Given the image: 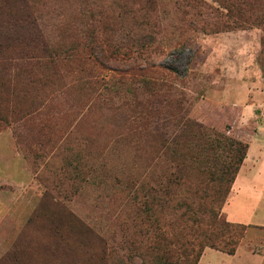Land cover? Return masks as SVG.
<instances>
[{
  "label": "rangeland",
  "instance_id": "obj_1",
  "mask_svg": "<svg viewBox=\"0 0 264 264\" xmlns=\"http://www.w3.org/2000/svg\"><path fill=\"white\" fill-rule=\"evenodd\" d=\"M29 6L0 1V264H144L139 231L176 228L135 189L185 119L248 146L221 209L237 253L197 264H264V0Z\"/></svg>",
  "mask_w": 264,
  "mask_h": 264
},
{
  "label": "trees",
  "instance_id": "obj_2",
  "mask_svg": "<svg viewBox=\"0 0 264 264\" xmlns=\"http://www.w3.org/2000/svg\"><path fill=\"white\" fill-rule=\"evenodd\" d=\"M15 1L21 3V8L30 11L31 0ZM7 16L15 22L13 27L26 22L14 19L10 14ZM25 16L32 18L29 13ZM9 19L3 20V23L9 25ZM27 25L37 30L33 21ZM0 27L8 29L7 26ZM9 34L0 35V50L4 48L5 40H14ZM44 49L46 51L48 47ZM180 126V134L170 140L171 144L180 145H170L162 152L170 164L160 168V175L151 185L143 181L135 189L134 200L141 218L142 215L150 217L146 215V212L152 211L149 205L155 208L169 205L170 225L174 224L176 228H170L166 234L158 218L154 217L150 224V238L147 232L139 231L141 239L136 249L144 264H197L205 248L233 256L242 235L239 232L242 227H234L221 219V209L246 157L248 146L240 141L225 139L221 134L190 120L185 119ZM191 174H195L198 181L191 182ZM179 192L184 195L175 202ZM172 202L173 205L170 204ZM229 229L234 231L228 233ZM151 238L153 241L148 243ZM102 245L105 254L107 248L104 243ZM109 252L107 256L112 258L114 251Z\"/></svg>",
  "mask_w": 264,
  "mask_h": 264
},
{
  "label": "crops",
  "instance_id": "obj_3",
  "mask_svg": "<svg viewBox=\"0 0 264 264\" xmlns=\"http://www.w3.org/2000/svg\"><path fill=\"white\" fill-rule=\"evenodd\" d=\"M261 227H263V226H261ZM263 252H264V250H263ZM236 253H237V251H236ZM260 256H261V258L263 259V262H264V254L263 255H260Z\"/></svg>",
  "mask_w": 264,
  "mask_h": 264
}]
</instances>
